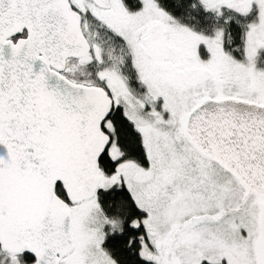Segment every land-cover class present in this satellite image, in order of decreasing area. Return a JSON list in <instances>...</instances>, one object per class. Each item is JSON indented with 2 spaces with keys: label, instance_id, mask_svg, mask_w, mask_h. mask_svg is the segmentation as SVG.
<instances>
[{
  "label": "snow or ice",
  "instance_id": "1",
  "mask_svg": "<svg viewBox=\"0 0 264 264\" xmlns=\"http://www.w3.org/2000/svg\"><path fill=\"white\" fill-rule=\"evenodd\" d=\"M0 264H264V0H0Z\"/></svg>",
  "mask_w": 264,
  "mask_h": 264
}]
</instances>
